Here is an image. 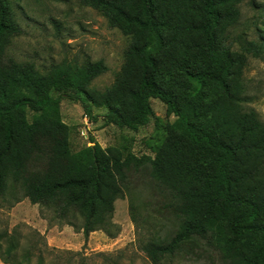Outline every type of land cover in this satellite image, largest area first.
Segmentation results:
<instances>
[{"label": "trees", "instance_id": "obj_1", "mask_svg": "<svg viewBox=\"0 0 264 264\" xmlns=\"http://www.w3.org/2000/svg\"><path fill=\"white\" fill-rule=\"evenodd\" d=\"M238 2L82 0L129 39L123 74L96 104L86 87L102 62L40 75L4 56L1 42L20 29L13 1L0 0V199L21 195L58 220L79 218L87 238L109 227L118 199L149 193L168 226L144 247L153 263L206 243L223 264H264V124L242 107L241 83L244 54H264V36L242 54L225 45ZM63 99L90 119L104 108L105 124L133 132L149 123L151 99L174 120L153 157L96 143L74 152L57 115ZM1 240L2 264H31Z\"/></svg>", "mask_w": 264, "mask_h": 264}, {"label": "rangeland", "instance_id": "obj_2", "mask_svg": "<svg viewBox=\"0 0 264 264\" xmlns=\"http://www.w3.org/2000/svg\"><path fill=\"white\" fill-rule=\"evenodd\" d=\"M12 1L20 34L4 37V56L31 66L40 75L63 65L102 62L106 72L86 87L99 104L98 95L113 88L123 74L129 39L110 28L106 19L82 0ZM234 8L237 12L225 32V45L242 54L245 41L264 36V0H239ZM244 55L241 83L246 103L242 107L253 111L264 124V54L257 59ZM149 104L152 117L136 132L105 124L104 108L93 106L94 119H90L80 103L67 99L60 102L57 115L69 128L74 152L96 143L103 150L118 148L136 157H153L174 119L159 100L151 99ZM150 198L144 192H139L137 199L126 194L114 203L109 227L86 238L81 219L58 220L52 210L33 205L21 195L17 202L7 195L0 199L1 244L5 248L13 243L17 260L31 253V264H223L218 252L206 243L200 244L199 250L185 247L153 263L144 247L164 237L168 226L158 210L161 206Z\"/></svg>", "mask_w": 264, "mask_h": 264}, {"label": "crops", "instance_id": "obj_3", "mask_svg": "<svg viewBox=\"0 0 264 264\" xmlns=\"http://www.w3.org/2000/svg\"><path fill=\"white\" fill-rule=\"evenodd\" d=\"M0 264H2V263L0 262Z\"/></svg>", "mask_w": 264, "mask_h": 264}]
</instances>
